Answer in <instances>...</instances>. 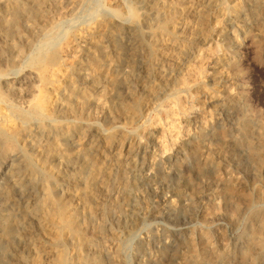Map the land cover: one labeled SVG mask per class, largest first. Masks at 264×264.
Instances as JSON below:
<instances>
[{"label":"rangeland","instance_id":"1","mask_svg":"<svg viewBox=\"0 0 264 264\" xmlns=\"http://www.w3.org/2000/svg\"><path fill=\"white\" fill-rule=\"evenodd\" d=\"M0 264H264V0H0Z\"/></svg>","mask_w":264,"mask_h":264},{"label":"bare ground","instance_id":"2","mask_svg":"<svg viewBox=\"0 0 264 264\" xmlns=\"http://www.w3.org/2000/svg\"><path fill=\"white\" fill-rule=\"evenodd\" d=\"M13 14V12L11 13V15ZM13 18H14V20L16 21V22H18L19 24H21V20L19 19V9H15V12H14V15H13ZM31 75V74H30ZM26 78H28L29 79V81H32V77L31 76H26ZM34 78V77H33ZM24 80V79H23ZM26 82V81H25ZM24 83V82H23ZM27 83V82H26ZM35 83V82H34ZM30 84V83H29ZM20 86H21V84H20ZM23 86V85H22ZM30 86V85H29ZM36 86V85H35ZM31 89V88H30ZM101 90V89H100ZM32 91H33V89H32ZM15 92L19 95L20 94V90L19 89H16L15 90ZM23 93V92H22ZM104 93V92H103ZM16 94V95H17ZM18 95H17V97H18ZM22 96V95H21ZM97 96H98V94H97ZM84 100V99H83ZM84 106L82 105V108H83Z\"/></svg>","mask_w":264,"mask_h":264}]
</instances>
